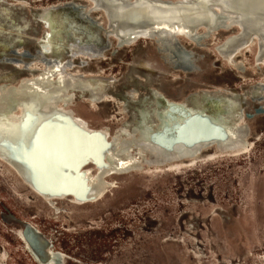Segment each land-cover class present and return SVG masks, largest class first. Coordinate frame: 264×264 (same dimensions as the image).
Here are the masks:
<instances>
[{"label":"rangeland","instance_id":"rangeland-1","mask_svg":"<svg viewBox=\"0 0 264 264\" xmlns=\"http://www.w3.org/2000/svg\"><path fill=\"white\" fill-rule=\"evenodd\" d=\"M68 1L0 0V25L5 34L0 36V82H13L41 67L31 58L34 40L27 37L40 30L33 15ZM75 1L88 4L86 10L91 8L87 0ZM102 16L92 11L95 20ZM26 20L29 27L24 30ZM17 27L24 31L22 46L8 43ZM74 31L78 43L104 38L98 30L82 33L76 27ZM223 32L215 31L207 48L190 46L193 55L173 46L158 49L146 39L122 45L105 37L102 43L106 44L98 47L95 43L89 57L72 59L78 64L74 72L104 80V94L97 104L78 98L85 86L76 84L74 110L93 126L113 129L123 119L113 94L123 87L140 92L137 83L156 82L165 93L157 91V96H173L178 102L199 90L217 91L222 95L209 92L204 99L195 95L196 101L204 105L209 118L220 112L224 126L236 117L244 146L219 150L213 143L171 163L142 168L143 162L139 170L115 177L114 186L102 199L90 203L94 205L57 213L31 198L0 164V251L5 253L4 258L0 255V264H39L27 251L22 235L25 227L30 230V244L41 256L45 257V245H51L48 257L52 264L57 260L58 264H264V98L243 96L264 82V65L255 66L253 45L238 55L236 66L223 61L212 48L228 33ZM80 59L86 60L85 67L79 65ZM11 61L19 68L12 67ZM232 100L235 110L230 116L226 104ZM144 156L148 163L153 160L148 150L141 161ZM123 178L126 181L120 185Z\"/></svg>","mask_w":264,"mask_h":264},{"label":"bare ground","instance_id":"bare-ground-1","mask_svg":"<svg viewBox=\"0 0 264 264\" xmlns=\"http://www.w3.org/2000/svg\"><path fill=\"white\" fill-rule=\"evenodd\" d=\"M87 1L91 4L89 10L95 12L98 10V12L103 13L101 20H95L100 25L96 24V22L91 24L85 21L86 19L83 17L79 20L76 16H61L59 13L57 15L52 14L53 11L58 10H54L52 7H44L39 10L38 14L40 16L33 15V20L37 21L39 16L50 25L47 28L43 27L39 34L27 37L39 44L45 43L43 48L52 52L71 53L69 56L73 59L76 56V54H72L74 51L79 52V54L80 52H86L77 47L78 40L74 31L76 27H79L82 33L84 30L92 33L98 30L104 38L107 34H112L119 39H125L127 41L125 45H129L137 40L145 39V37L140 36L137 38L135 32H117L116 21L117 23L120 21L128 23V21L138 17L137 19H139L138 22L140 23L161 25L170 20H181L182 17L185 19L192 15H197V20H194L201 22L200 28H203L205 25H209L211 21V18L204 15V12L211 10L216 15L218 13L226 15L227 23L232 22L237 27L235 31L229 30L216 47L227 57L242 45L237 41L238 38L243 37L244 28H240V23L234 20L236 14L232 12V9L225 6L220 0ZM185 10L189 11L190 14L185 15L186 13H183ZM85 22L88 24L85 25ZM23 23L25 24L22 27L25 30V27H29L27 20L23 21ZM191 23L195 24V22ZM13 26L16 27L14 23L12 24ZM23 29L17 27L14 30L15 34L13 37L10 36L8 43H16L17 46H22L20 35L24 32ZM51 29L56 32L58 37L55 36L49 43H46L45 36L48 35ZM3 30L0 25V36L5 35L4 33L2 34ZM104 38H102V41H104ZM256 41L257 39L255 38V44ZM31 43L33 42L31 41ZM16 44L14 45L15 47ZM64 49L65 53H63ZM254 57L256 59H264V47L260 43ZM81 61L86 60L80 59L79 63ZM12 62L14 61H11L12 67L19 68V65ZM79 65L85 67L87 62L85 65ZM55 70L56 68L53 65H41L35 72H29L21 79L13 82L5 80L0 82V133L3 125H8L11 122L9 116L4 115L8 112L6 105L10 99L15 100L23 97L21 99L23 106L17 107L15 110L10 111L9 114L16 121H21L24 118V107L31 104L36 108L39 107L38 112H36L40 118L39 126L44 125L48 128L40 149L46 158L72 178L70 181L77 183L74 187L73 193L75 197L73 199L81 205L95 203L102 199L114 186L115 177L139 170L141 163H143L141 156L145 150L151 152L153 157L150 163H155L159 158L156 155L157 151L169 153L173 159H176L193 156L203 147H206L207 144L215 143L219 150H234L244 146V140L241 136L242 128L237 125L236 117H233L224 126V120L219 116L220 112L213 113L214 117L209 118L204 115V105H199L195 98V95L200 94L202 98L208 97L210 93L221 96L220 92L199 90L194 94L191 93L185 99L183 98V102H187L184 105L181 101L177 102L176 100L167 99L165 95H163L165 98H159L160 95L157 96L155 92L165 93L161 91L159 83L156 82L137 83L140 87V92L133 88L123 87L122 90L119 89L113 94L122 110L123 119L118 124L119 127L112 129L105 125L93 126L74 110L75 99L72 95V89H75L76 84L90 87L91 93L87 99L90 103L97 104L101 101L100 98L104 94L102 90L104 80L90 76H72L73 69L67 70V73L71 75H66L63 78V75ZM69 87L70 89H68ZM253 92H256V87L254 91H245L243 96L259 99L256 95H253ZM152 93L156 95L155 98ZM48 99H50L49 102L47 101ZM228 100H230V97ZM161 101L163 102L162 106L159 104ZM234 103L232 100L226 104L227 109L231 110V112L229 111L230 116L235 110L233 109ZM40 107H45V110L41 111ZM57 130L58 133L56 132ZM233 136L235 137L234 140H225L226 137ZM216 137H219V140ZM100 146L102 149H100ZM0 150L4 149L0 146ZM92 164L97 165V168L93 170L91 168ZM29 184L35 186L32 182H29ZM43 190H46L47 194L55 196L52 200H64V189H59L55 193L46 188ZM56 210L64 211V208L58 205ZM22 235L25 238L27 251L31 253L39 264H52L51 259L48 258V255L51 254V245H45L43 250L45 257H43L32 246L33 243L32 245L30 244V230L25 227ZM42 242L45 241L42 239ZM59 262L57 260L54 264Z\"/></svg>","mask_w":264,"mask_h":264},{"label":"water","instance_id":"water-1","mask_svg":"<svg viewBox=\"0 0 264 264\" xmlns=\"http://www.w3.org/2000/svg\"><path fill=\"white\" fill-rule=\"evenodd\" d=\"M225 6L232 9V12L235 13L234 20L240 23L239 27L243 29V37L238 38L239 43L242 45L235 49L229 56H225L216 46H212L214 52L222 58L226 63H230L236 66L235 61L246 48H249L250 45H253L254 50H257V47L260 43L264 47V0H220ZM54 10H58L60 14H77L78 16H85L89 23L96 24L100 23L95 21L92 17V10H86L88 4L77 2L71 0L65 2L64 4L51 5ZM205 10V9H201ZM165 11V10H163ZM98 12V10H97ZM82 13V14H81ZM101 13V12H98ZM183 13L185 15L190 14L189 11L185 10ZM103 13H101L102 15ZM40 16V14H38ZM204 15H207L211 18L209 25L200 28L202 23L196 22L197 18L195 15L191 17H184L181 20L174 19L170 20L167 23H162L161 25H155L154 23H140L139 19L135 18L128 23L124 21L115 22L116 31L119 33H136V37L140 36L145 37L146 41L155 46L156 48H161L165 46H173L177 50L186 51L189 55L195 54L193 49H204L207 48L210 43L212 36L215 31L222 29L223 35L229 30L235 31L236 26L232 22L227 23V16L224 14H214L211 10H206ZM37 17V21L40 26V30L45 27L47 28L50 24L47 21H44L40 17ZM196 19V20H194ZM195 22V24L191 23ZM40 30L36 33L39 34ZM56 35V32L51 29L48 35L45 36L46 43H49ZM58 37V36H57ZM95 37V36H94ZM105 37H112L116 40L117 43L125 45L127 41L125 39H119L112 34H107ZM255 38L256 46H255ZM185 41H189V47L185 45ZM35 42V43H34ZM34 54L31 58L36 61V64L39 65H53L56 68V72L63 75L65 78L66 75H71L67 73V70H74L75 64L71 58V53L62 54L61 52H52L49 49H44L43 44L34 41ZM234 42V41H233ZM25 43V42H24ZM97 43L98 47H103L104 42H99L96 39H87L83 43H77V47L80 50H85L86 52H76L74 51L73 55H82L89 57V52L93 51V45ZM20 44V43H19ZM26 44V43H25ZM11 45V44H10ZM190 46L193 48L191 49ZM65 53V49L63 50ZM254 64L259 67L264 65V59H256L253 57ZM80 64L85 65L86 61H81ZM72 76H84L82 72H74ZM256 92H253V95H256L259 99H263L264 96L261 93L264 91V82L256 83ZM90 87H85L82 89V92L77 96L78 98L87 99L91 93ZM19 97L15 100H9V103L6 105L8 112L6 115L9 116L11 122L8 125H3L0 133V146L4 150H0V164L6 169L10 174H12L16 180L29 192L31 198L40 200L46 207L50 208L54 213L59 212L56 210L58 205L64 207L65 212L71 211L73 208L81 207L73 197L74 187L76 182L70 181L72 178L69 177L67 173L61 170L59 167L55 166L48 158L45 157L43 152L40 149V145L45 139V132L48 130L44 125L39 126L40 118L36 112L39 110V107L36 108L34 105H29L24 107V118L21 121L14 120L9 114L10 111L15 110L17 107H22V99ZM46 101L45 99H43ZM50 99L47 101L49 102ZM89 108L88 106H86ZM41 111L45 110V107H40ZM77 111V109H76ZM103 117L99 116V120ZM5 126V127H4ZM118 126V123L113 129ZM54 129V128H53ZM52 130V129H51ZM58 133V130L56 131ZM219 140V137H216ZM233 137H226L227 140H234ZM100 149L102 147L100 146ZM159 152V153H157ZM156 155L159 157L155 163H148L147 159L143 158L144 168L147 165H163L165 163H171L173 158L169 153L157 151ZM93 170L97 168V165L91 167ZM120 183L123 184L126 181V178L122 179ZM29 182L34 183L35 186L29 184ZM50 190L51 192H56L59 189H64V200L58 201L57 199L52 200L55 196L53 194H47L43 189ZM94 205V204H86ZM0 255L4 256V251H0ZM49 258V257H48ZM47 258V259H48ZM49 264V263H48Z\"/></svg>","mask_w":264,"mask_h":264},{"label":"built area","instance_id":"built-area-1","mask_svg":"<svg viewBox=\"0 0 264 264\" xmlns=\"http://www.w3.org/2000/svg\"><path fill=\"white\" fill-rule=\"evenodd\" d=\"M156 96H154L155 98ZM160 98V97H159ZM167 99L174 100L175 98L173 96H166ZM178 102V101H177Z\"/></svg>","mask_w":264,"mask_h":264}]
</instances>
